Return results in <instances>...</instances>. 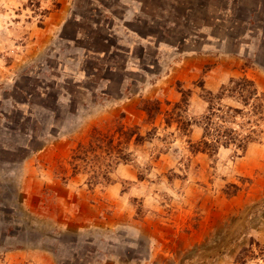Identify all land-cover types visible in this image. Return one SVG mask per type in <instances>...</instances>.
I'll list each match as a JSON object with an SVG mask.
<instances>
[{
    "label": "rangeland",
    "instance_id": "1",
    "mask_svg": "<svg viewBox=\"0 0 264 264\" xmlns=\"http://www.w3.org/2000/svg\"><path fill=\"white\" fill-rule=\"evenodd\" d=\"M262 5L0 0V264H264V133L210 156L190 149L202 127L167 120L182 89L193 118L200 84L247 76L264 92ZM121 124L145 137L128 161L95 151L74 168L95 129L116 145Z\"/></svg>",
    "mask_w": 264,
    "mask_h": 264
},
{
    "label": "trees",
    "instance_id": "2",
    "mask_svg": "<svg viewBox=\"0 0 264 264\" xmlns=\"http://www.w3.org/2000/svg\"><path fill=\"white\" fill-rule=\"evenodd\" d=\"M264 10V5L260 8ZM109 54V49L97 48L93 55L100 60L101 54ZM118 67L108 65V73L117 72ZM92 75V70L87 71ZM94 76H102L101 68L95 70ZM112 78L110 79V81ZM123 80V79H122ZM119 84L124 85V80ZM205 94L203 99L208 103L207 112L199 117L193 118L189 115L192 90L182 89V98L176 102L171 111L167 112L169 124L178 123L182 134L191 136L194 126H200L204 132L202 137L193 142L189 140L190 149L194 153L204 152L215 156L222 146L235 147L237 152H246L252 142L257 141L264 133V92L260 91L254 80L247 76L232 77L227 84H224L219 92L205 90V85L200 84ZM130 88L122 90L121 95L129 93ZM125 91V92H124ZM107 94V93H105ZM109 94V93H108ZM228 102H224L227 101ZM143 110L148 115V120L156 119L162 112V101L159 99L146 100ZM239 119L241 122H239ZM118 142L115 145V136L104 133L102 130H94L88 144H80L72 156L74 168H78L81 161L89 158L95 151L106 153L107 158H120L128 161V154L123 145L130 142L136 134V142H142L145 137L133 128L121 124ZM190 138V137H189ZM117 139V138H116ZM108 179V178H106Z\"/></svg>",
    "mask_w": 264,
    "mask_h": 264
}]
</instances>
